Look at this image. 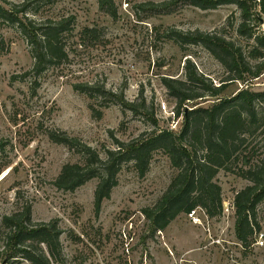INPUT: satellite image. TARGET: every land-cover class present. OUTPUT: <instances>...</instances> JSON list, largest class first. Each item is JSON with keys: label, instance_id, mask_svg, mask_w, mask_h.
<instances>
[{"label": "rangeland", "instance_id": "374dc122", "mask_svg": "<svg viewBox=\"0 0 264 264\" xmlns=\"http://www.w3.org/2000/svg\"><path fill=\"white\" fill-rule=\"evenodd\" d=\"M117 17L99 9L97 0H55L31 20L74 16L73 31L66 37L68 59L38 77L33 93L32 77L22 78L33 66L26 40L16 25L0 18V227L4 217L30 207L34 224L55 223L61 231V257L52 264H264V246L245 249L235 236L237 192L252 182L243 175L264 161V120L237 151V159L220 169L215 178L221 188L223 212L210 218L197 208L201 224L188 214L178 216L164 231L153 230L142 210L156 204L176 173L163 151L152 154L145 175L133 163L124 164L110 197L96 210L92 179L74 191L55 185L63 166L82 163V156L66 145L53 142L49 133H65L91 147L105 158L117 148L116 141L129 143L155 130L179 134L184 118L176 117L175 101L167 95L163 77L184 78L183 66L190 59L215 86L225 82L221 97L239 90H264V69L258 79L228 82L230 74L201 45L175 44L168 29L215 33L240 49L252 67L264 62V48L254 51V38L237 32L240 10L234 3L202 10L188 0H113ZM22 0L1 2L20 4ZM254 24V23H253ZM94 28L95 37L83 35ZM264 32V25L256 33ZM103 85L112 94H123L128 102L140 103L143 93L148 115L124 110L109 96L88 98L75 84ZM217 100L207 98L187 103L188 111L207 108ZM264 117V100L257 103ZM152 116L157 126L152 124ZM142 137V138H143ZM201 155L202 152H199ZM246 160L249 162L245 164ZM226 208V212L224 208ZM260 232L264 234V200L256 208ZM219 241V243H212ZM0 240V250L3 248ZM9 264H30L17 257Z\"/></svg>", "mask_w": 264, "mask_h": 264}, {"label": "trees", "instance_id": "16d2710c", "mask_svg": "<svg viewBox=\"0 0 264 264\" xmlns=\"http://www.w3.org/2000/svg\"><path fill=\"white\" fill-rule=\"evenodd\" d=\"M6 0H0L5 2ZM55 0H22L20 4L9 3L5 8L0 4V18L16 25L30 48L33 59L32 68L22 78L32 77L31 89L35 93L39 85L38 77L46 69L59 67L67 59L66 37L73 31L74 16L31 20L28 13L31 6L34 15L42 7H51ZM175 0L164 4H149L151 8H164ZM202 10L216 9L223 3H234L240 10L241 21L237 32L247 38H254L256 54L264 48V32L256 33L264 25V0H188ZM99 9L112 19L117 17L113 0H97ZM254 23V24H253ZM98 34L94 28H85L83 35L93 38ZM166 36L180 47L185 45L203 46L233 76L228 82H248L258 79L263 72L264 62L252 68L245 61L240 49L215 33L201 31L182 32L168 29ZM184 78L163 77L162 84L167 95L175 101L176 117L183 116V127L179 134L171 130H155L127 144L116 141L117 148L106 152L102 158L91 147L65 133H49L50 139L76 150L82 156V163L67 164L62 167L55 185L64 191H74L86 182L97 179L94 193L96 210L102 202L110 197L117 185V175L124 164L133 163L140 173L145 175L152 154L163 151L169 158L176 173L167 189L151 207L142 210L145 219L153 230L164 231L178 216L188 214L200 208L210 217H219L223 211L221 188L215 178L220 169H226L228 163L235 161L237 151L264 120L257 108V103L264 100L263 91L249 88L239 90L232 97H221L225 82L215 86L213 82L200 73L195 64L186 59L183 66ZM74 89L88 98L109 96L114 98L124 110L148 115V107L143 93L140 103L128 102L123 94H112L103 85L88 83L75 84ZM207 98L216 99L212 106L196 107L190 111L183 108L187 103ZM152 124L157 120L152 116ZM7 142H0L3 152ZM199 152H202L200 155ZM249 163L247 160L245 164ZM5 164H0V174ZM243 177L252 182L234 197L235 236L247 249L253 245L254 235L260 231L256 218V208L264 200V161ZM61 231L55 223L34 224L30 216V207L23 212L3 218L0 227V264H9L20 257L30 264H52L61 257Z\"/></svg>", "mask_w": 264, "mask_h": 264}, {"label": "built area", "instance_id": "2783aa9c", "mask_svg": "<svg viewBox=\"0 0 264 264\" xmlns=\"http://www.w3.org/2000/svg\"><path fill=\"white\" fill-rule=\"evenodd\" d=\"M226 208H224V211L226 212ZM230 209L234 210L235 207H234V202H232V204L230 205ZM223 212V211H222ZM188 217L191 218V220L193 221L194 224H201V220L198 216V212H197V208L190 211V213H188ZM254 243H253V247L257 246L258 248L259 247H262L264 246V234L262 232H256L255 235H254ZM212 243H219V241H213L212 240Z\"/></svg>", "mask_w": 264, "mask_h": 264}]
</instances>
